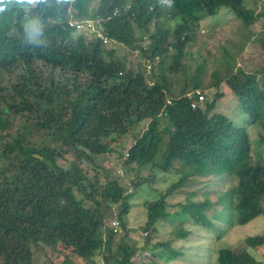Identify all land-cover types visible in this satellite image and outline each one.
Returning <instances> with one entry per match:
<instances>
[{
  "label": "trees",
  "instance_id": "16d2710c",
  "mask_svg": "<svg viewBox=\"0 0 264 264\" xmlns=\"http://www.w3.org/2000/svg\"><path fill=\"white\" fill-rule=\"evenodd\" d=\"M90 1L0 4L5 9L0 12V264H34L33 247L56 244L68 252L72 263L67 264H77L70 256L96 264V254L105 264H134L138 249L151 252L154 246L175 256L169 242L153 246L150 240L157 222L168 215L166 197L191 191L183 188L192 177L208 180L192 182L200 184L227 178L230 185L213 190L211 184L201 202L181 203L197 224L213 226L219 216L232 226L264 214V159L253 157L247 129L249 123H261L264 131V87L254 77L260 69L233 72L227 61V69L218 71L237 97L242 115L236 122L214 111L222 93L215 92L213 99L205 95L221 79L214 72L215 83L201 81L204 58L193 65L182 60L191 55L185 45L195 38L202 19L225 8L251 26L264 19V11L253 9L257 1L98 0L93 13ZM87 19L97 20L110 41L124 44L129 52L137 49L149 74L127 61L129 52L118 54L117 47L107 48L95 34L87 41L70 24ZM178 68L188 74L185 85L173 92L170 77ZM196 91L204 100H198ZM126 136L133 141L122 162L124 173L132 164L136 173L147 166L183 170L158 200L145 206L147 219L140 226L146 232L145 247L128 243L124 220L129 198L141 184L131 181L129 194L121 184L123 175L102 185L99 176H90L82 166L94 163L93 156L116 151L113 143ZM67 155H73L68 167L60 166L57 159ZM102 202L115 206L112 223L125 230L118 241L117 225L99 217ZM176 234L184 237L186 232ZM263 243L264 235L244 241L253 249ZM159 252L152 255L161 256ZM216 260L264 264L244 247L221 248Z\"/></svg>",
  "mask_w": 264,
  "mask_h": 264
},
{
  "label": "rangeland",
  "instance_id": "374dc122",
  "mask_svg": "<svg viewBox=\"0 0 264 264\" xmlns=\"http://www.w3.org/2000/svg\"><path fill=\"white\" fill-rule=\"evenodd\" d=\"M56 1L62 4L65 0ZM246 1L251 5V2L254 0ZM256 1L253 9L255 11H264V6L262 4L264 0ZM129 2L130 0L126 1L127 4ZM97 3L98 0H91L88 4L91 13L95 11L98 5ZM78 23L79 25L76 32L82 34L85 40L89 41L94 33L100 34L101 24L98 23L97 20L87 19L79 21ZM174 25L175 22L173 24L171 22L170 27H174ZM144 43L149 44L150 40L145 39ZM105 46L107 48L117 47L118 54L129 52L128 47L121 43L110 41ZM185 49L191 52L190 56H187L185 59L184 57L182 58L185 63L193 65V61L203 58L206 61V70L200 75V79L203 83H215V78L213 76L214 72H216L218 78L221 79L217 86L210 90H206L207 94H205L206 96L208 95L210 99H213L215 92L222 93L214 111L222 112L233 121L239 122L242 114L238 107L237 97L232 94L219 72L222 73V71L227 69V61L232 64L231 71L233 72L237 71L238 68H241L245 72L260 69L259 72H255L254 77L259 79L262 83V87H264V19L254 22L251 26H245L231 11L223 8L216 15L201 20L199 30L195 33V38L185 45ZM137 53V49H134L133 52H129L126 57L127 61H129L135 69H144V71L149 74L150 66L146 65V60L143 59L140 61L137 57ZM228 53H230V56H227ZM138 61H140L139 64ZM187 74L188 72H182L181 69L178 68L176 74L171 75L170 79H172V82L170 89L173 92H177L185 85ZM8 77L9 74L6 72L4 75V85L8 84ZM145 125L146 124H143L144 127ZM247 129L249 130L252 141L253 157H258L263 160L264 137L261 138L260 133L263 135L264 131L261 123H249ZM132 141L131 136L118 138V140L113 143L116 151L93 156L94 163L84 161L82 162V166L89 171L90 176H99L102 185L106 181L113 179L114 176L123 175V183L121 184L124 185L125 192L129 194L132 192V185H130L131 181L135 180L141 184L129 198L131 207L129 212L124 216V220L126 229H130L128 243L136 247H145L146 232L140 229V226H143L147 219V209L145 206L146 204L158 200L166 188L179 179L183 170H181V173L177 172V169H175V171H155L147 166L136 173V168L132 164L129 170H127V173H124L122 162L126 155L125 152ZM119 151L122 152L124 156H120ZM72 159L73 155H67L64 159H57V163L60 166L68 167L69 160ZM138 175L150 178V181L148 183L141 181L142 183H140ZM152 176H154V178H152ZM196 180L208 182L207 179L202 178L201 180L200 177H192L191 181L184 184L185 187L183 189H190L192 191L199 187L202 188L194 192L187 191V194L176 192L166 197L168 215L157 222V230L150 240L153 246L158 242H169L170 249L174 250L177 254L173 256L168 254L170 251L162 252V249L156 246L151 249V252L148 249H143L142 251L138 249L134 256V264H219L216 260L218 250L226 247H244L264 263V243L254 249L244 244L248 236L264 235V214L255 217L245 224H233L232 226L225 224L223 218L219 216L213 220V226L197 224L189 214H186L182 210L181 203L201 202L210 191L212 185L215 186L213 190H227L230 188V185L227 183V178L221 179L219 177V179L215 180L214 184L211 183L212 185L210 182L202 184H200V182L192 183ZM210 197L211 200H214V197ZM114 207V205H107L105 202L101 203L99 217L102 218L107 225H114L112 223V219H114V210L112 209H114ZM210 214L211 213L208 215ZM118 225L116 227L117 234L115 235L117 241L125 232V230ZM177 231H183L186 232V234L182 237L176 234ZM148 235H150V232ZM101 237H104L103 233ZM32 249L34 264L72 263V261L68 259V252H64L60 244L47 248H42L40 246L33 247ZM157 251H160L159 253L162 252L161 256L152 255V253H157ZM66 255H68V258ZM70 258L77 264H86L83 259L79 257L70 256ZM94 260L96 264H105L102 255L96 254Z\"/></svg>",
  "mask_w": 264,
  "mask_h": 264
},
{
  "label": "clouds",
  "instance_id": "9594fccd",
  "mask_svg": "<svg viewBox=\"0 0 264 264\" xmlns=\"http://www.w3.org/2000/svg\"><path fill=\"white\" fill-rule=\"evenodd\" d=\"M4 2H5V0H0V4H3ZM18 2H21V3H22L23 0H18ZM29 2H30V3H33V2H35V0H29ZM4 10H5V9H4L3 7H0V12H3ZM70 24H75V27H76V30H77L78 25H79L78 22L71 21ZM94 34H95L96 36H98L99 38H101L104 44H107L108 42H110L109 38H107V37H105V36L103 35L102 30H100V34H99V35L96 34V33H94ZM91 37H92V36H91ZM104 38H106V41L104 40Z\"/></svg>",
  "mask_w": 264,
  "mask_h": 264
},
{
  "label": "built area",
  "instance_id": "2783aa9c",
  "mask_svg": "<svg viewBox=\"0 0 264 264\" xmlns=\"http://www.w3.org/2000/svg\"><path fill=\"white\" fill-rule=\"evenodd\" d=\"M104 40L106 41V38H104ZM196 94L198 95L197 98H198L199 101L204 100V95L203 94H201L199 91H196ZM195 106H196V102H193L192 103V107H195ZM113 223L117 225V221H114Z\"/></svg>",
  "mask_w": 264,
  "mask_h": 264
}]
</instances>
